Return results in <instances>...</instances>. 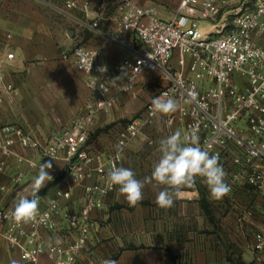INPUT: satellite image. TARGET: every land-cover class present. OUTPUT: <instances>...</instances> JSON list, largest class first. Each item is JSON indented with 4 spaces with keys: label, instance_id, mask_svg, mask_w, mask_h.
Masks as SVG:
<instances>
[{
    "label": "built area",
    "instance_id": "obj_1",
    "mask_svg": "<svg viewBox=\"0 0 264 264\" xmlns=\"http://www.w3.org/2000/svg\"><path fill=\"white\" fill-rule=\"evenodd\" d=\"M52 7L68 16L79 11L76 20L102 44H77L74 68L83 76L87 90L84 111L44 142L20 126L0 128V155L18 157L15 146L38 150V161L27 164L38 170L39 163L66 160V189H57L36 221L17 226L7 216L13 207L0 204V240L12 252H19L25 264H40L45 255L52 264H70L86 252L91 243L93 212L112 200L118 186L109 187L107 174L121 167L124 152L142 130L160 119L164 136L179 130L199 137V146L219 154L227 176L229 199L240 191L264 193V0H180L175 14L162 19L154 5L142 7L133 0H120L118 15L103 24L88 0H61ZM202 24H205L203 27ZM12 36L8 35L10 39ZM111 45L128 55L115 63L105 61V47ZM151 56V58H150ZM6 61L15 55L8 51ZM106 65L101 74L97 68ZM0 61V104L15 88L5 82ZM156 74L160 87L138 117L118 133L116 149L103 160L88 149L90 131L116 107L120 97L136 96L145 84L141 78ZM144 84V85H143ZM166 94L180 105L170 114H153L152 100ZM20 162L23 159L18 157ZM5 163L0 162V172ZM21 173L12 178L17 186ZM72 186L80 191V208L63 210L61 201L72 202ZM2 191H9L2 187ZM240 194V193H239ZM264 219V210L247 208L242 220ZM74 233L60 240L61 227ZM53 236L47 240L46 236ZM255 252L264 253V232L251 238Z\"/></svg>",
    "mask_w": 264,
    "mask_h": 264
},
{
    "label": "crops",
    "instance_id": "obj_2",
    "mask_svg": "<svg viewBox=\"0 0 264 264\" xmlns=\"http://www.w3.org/2000/svg\"><path fill=\"white\" fill-rule=\"evenodd\" d=\"M88 1L93 13L103 18V24H111L106 22L113 16L105 13L104 0ZM133 1L142 7L154 5L159 16L169 20L180 0ZM54 6H62L61 0H0L1 71L5 82L15 88L11 95L4 96L0 104V128L5 125L20 126L41 142L63 130L84 111L87 90L83 76L74 68V47L79 43L89 46L103 43L77 23L76 20L83 18L79 11H71L70 15L64 16L57 13L52 8ZM8 35L12 37L8 39ZM260 44L264 46V39ZM8 51L15 55L12 62L5 59ZM127 55L117 47H105L106 62L115 63ZM144 78L146 76L141 78L142 82ZM125 96L120 97L114 110L90 131L88 149L99 160L116 149L117 136H107L99 130L123 118L125 112L121 106H124ZM163 138V132H142L125 150L121 167L131 168L137 179L150 175L160 157L158 141ZM14 152L23 159L22 162L18 157L4 158L0 155V162L5 163L3 172H0V204L4 206H10L13 198L23 193L37 175L38 170L30 167L27 161L41 158L38 150L23 149L19 145L15 146ZM50 162L53 179L43 189L60 175L63 179L49 187L47 192L38 193L41 197L39 208L46 207L57 189L69 186L64 157ZM19 173L23 175V180L15 186L12 178ZM2 187L10 192L2 191ZM72 194L71 203L60 202L63 210L76 211L80 208L79 189L72 186ZM243 195L256 199L264 207V193L247 191ZM155 197L156 191L146 186L144 199L132 207L117 187L112 200L91 215L88 250L70 264H102L104 259H115L118 264H222L228 259L223 258V243L226 241L223 240L217 208H214L217 201L210 199V192L201 178H197L195 187L182 189L171 208H160L155 203ZM247 224L249 226L242 229L248 234L256 226L250 220ZM73 237L71 230L61 227L60 240H71ZM46 238L54 239L50 235ZM227 251L225 256L231 253L229 249ZM256 253L264 258V253ZM12 256L17 264H25L19 252L10 251L7 244L0 240V263H6ZM40 264L52 263L42 255Z\"/></svg>",
    "mask_w": 264,
    "mask_h": 264
},
{
    "label": "clouds",
    "instance_id": "obj_3",
    "mask_svg": "<svg viewBox=\"0 0 264 264\" xmlns=\"http://www.w3.org/2000/svg\"><path fill=\"white\" fill-rule=\"evenodd\" d=\"M97 71L105 73L106 65L99 66ZM179 108L177 101L166 98V94L152 100L153 114L170 115ZM159 152L160 157L151 174L143 179H137L131 168L113 166L108 172L109 187L118 186L119 193L129 206L135 207L140 203L144 199L145 187L151 186L156 191L155 203L162 209L171 208L182 189L196 186L197 178H201V182L207 186L211 200L219 201L230 193L231 188L225 182L227 173L220 163L219 154H210L200 147L199 137L195 133L182 136L177 130L159 141ZM52 166L50 161L40 162L33 182L18 194L7 213L15 225H28L40 215L41 197L38 193L52 181ZM11 264L17 262L12 260ZM102 264H118V261L104 259Z\"/></svg>",
    "mask_w": 264,
    "mask_h": 264
},
{
    "label": "rangeland",
    "instance_id": "obj_4",
    "mask_svg": "<svg viewBox=\"0 0 264 264\" xmlns=\"http://www.w3.org/2000/svg\"><path fill=\"white\" fill-rule=\"evenodd\" d=\"M104 2L105 13H107V15L110 14L109 16L115 17L117 15L116 11L118 5L120 4V0H104ZM202 26L204 27L205 24H202ZM143 83L145 86L136 96H125V99L123 100L124 106H121V109H124L125 112L123 118L105 125L99 130V132H105L107 136H117V134L128 122L140 115V113L144 110L145 104L160 87V78L156 74H148L146 79L144 78ZM142 132H164L162 129L161 120L157 119L152 124H148L142 130ZM47 191L43 189L40 191V193ZM239 193L233 195L229 199L214 202V208H217V214L219 216L218 219L221 223V229L223 231V240L227 243H223V258L224 260L225 257L228 259L225 260L226 262L223 261L222 264H264V258L251 249V238L253 235L259 231L264 232V219L256 217V220H250V222H252L257 228L255 227V229H253L250 233L248 232V234L245 232V230H243L244 227L248 225V220H242V222H239V219L242 218V213L245 209L252 208L262 211L264 210V207H262L261 204L256 201V199H249L248 197L245 198L242 191ZM229 244L234 246L231 247ZM227 249H229L231 253L230 255L225 256ZM12 260L17 262V260L12 256V259L10 258L6 263L0 264H11Z\"/></svg>",
    "mask_w": 264,
    "mask_h": 264
},
{
    "label": "trees",
    "instance_id": "obj_5",
    "mask_svg": "<svg viewBox=\"0 0 264 264\" xmlns=\"http://www.w3.org/2000/svg\"><path fill=\"white\" fill-rule=\"evenodd\" d=\"M97 134H95L94 136L92 137H95ZM63 179V175H60L54 182L50 183L46 188L45 190L48 189V187H51V186H54V185H57L61 180Z\"/></svg>",
    "mask_w": 264,
    "mask_h": 264
}]
</instances>
